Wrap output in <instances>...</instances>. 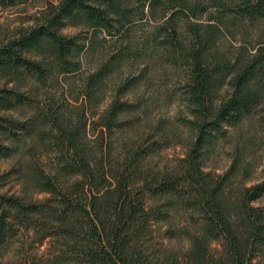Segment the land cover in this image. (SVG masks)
<instances>
[{
	"label": "trees",
	"instance_id": "trees-1",
	"mask_svg": "<svg viewBox=\"0 0 264 264\" xmlns=\"http://www.w3.org/2000/svg\"><path fill=\"white\" fill-rule=\"evenodd\" d=\"M25 1L0 0V5ZM135 2L143 14L145 6L150 11L163 7L159 28H170L173 35L171 21L179 7L168 11L165 0H58L48 2L40 20L0 43V75L6 78L0 85V153L8 154L20 132L34 130L47 116L7 112L29 104L32 97L26 91L34 92L43 77L78 68L80 51L94 38L78 41L63 28L119 30ZM186 2L177 1L189 7ZM239 3L241 17L264 21V0ZM211 43L213 29L193 27L182 85L191 135L182 156L172 164L151 166L148 154L168 136L156 125L159 137L149 132L145 148L135 141L124 163L105 169L102 144L80 147L75 129L56 124L61 155L52 174L36 169L32 179L36 191L46 195L0 193V247L22 229L32 230L37 246L44 244L39 258L29 259L31 264H264V175L246 182L249 162L238 164L239 150L222 172L205 166L228 126L254 114L264 125V41L233 50L211 49ZM102 69L87 76V87L98 84ZM133 104L113 98L101 124L109 130L125 120L121 114ZM178 234L184 244L171 243Z\"/></svg>",
	"mask_w": 264,
	"mask_h": 264
},
{
	"label": "rangeland",
	"instance_id": "rangeland-1",
	"mask_svg": "<svg viewBox=\"0 0 264 264\" xmlns=\"http://www.w3.org/2000/svg\"><path fill=\"white\" fill-rule=\"evenodd\" d=\"M49 1L58 0H27L0 5V43L40 20ZM177 1L165 0L168 11L174 6L179 7L171 21L176 27L173 35L170 28H159L165 18L163 7L156 6L150 11L145 6L143 14L138 2L131 6L130 18L119 30L115 27H110V31L103 27L63 28L64 33L76 34L78 41L86 43L88 36L94 38L80 51L78 68L43 77L34 92L26 91L32 97L29 104L7 112L13 116L28 117L40 113L47 116L34 130L20 132L16 146L8 154L0 153V193L32 198L46 195L36 191L32 179L37 170L52 174L61 155L56 124L75 129L80 147L102 144L100 146L106 151L102 159L105 169L124 163V155L135 141L141 142L140 146L145 148L151 140L148 133L156 125L159 132L166 131L168 136L148 154L151 166L172 164L184 154V143L191 131L185 122L189 114L182 85L187 73L185 53L193 27L203 31L209 26L214 30V43L209 48L233 50L240 45L246 44L249 48L264 41V21L241 17L237 13L240 0H224L222 5L213 0H187L189 7L179 5ZM114 53L119 55L112 61L110 56ZM102 66L98 84L87 87V76ZM5 79L0 75V85ZM113 98L134 104L121 114L125 120L108 130L101 124L100 116ZM159 132L156 131V137ZM3 139L0 133V140ZM236 150H239V165L249 162L245 164L246 182L261 179L264 175V125L259 123L255 114L236 127H227L223 137L208 152L206 169L224 171ZM62 177L67 181L74 178L69 173H63ZM237 179L243 180V177ZM32 234V230L22 229L13 233L0 247V264H31L29 259L39 258L44 244L37 246L33 243ZM181 237L178 234L171 243L184 244Z\"/></svg>",
	"mask_w": 264,
	"mask_h": 264
}]
</instances>
